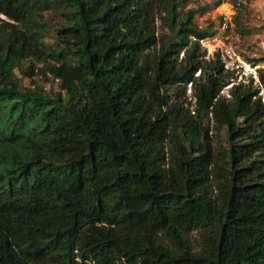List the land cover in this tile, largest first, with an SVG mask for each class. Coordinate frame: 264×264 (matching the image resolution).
<instances>
[{
    "label": "trees",
    "instance_id": "1",
    "mask_svg": "<svg viewBox=\"0 0 264 264\" xmlns=\"http://www.w3.org/2000/svg\"><path fill=\"white\" fill-rule=\"evenodd\" d=\"M181 4L0 0V264H264V102L252 84L222 93L205 10ZM51 10L67 24L48 45Z\"/></svg>",
    "mask_w": 264,
    "mask_h": 264
},
{
    "label": "rangeland",
    "instance_id": "2",
    "mask_svg": "<svg viewBox=\"0 0 264 264\" xmlns=\"http://www.w3.org/2000/svg\"><path fill=\"white\" fill-rule=\"evenodd\" d=\"M219 0H181V10L186 11L191 7H202L203 11L208 12L206 15L208 19L207 27L211 29L213 35L202 40L203 51L205 58L212 59L216 53L221 55H228L229 53L234 57H242L250 62L257 63L261 70H264V0H221V9L213 8V3ZM239 2L240 4H237ZM220 3V4H221ZM239 14V22L237 23L235 17ZM222 12L227 13L232 19L231 26L224 30L221 27ZM152 17L156 21L158 35L161 38H167L170 32L169 29L162 23L159 18L157 4L154 3ZM49 24V31L45 37V42L48 45L53 44L57 39L58 28L67 24L66 18L62 10H51L45 14L44 19ZM197 18V23H199ZM151 54L156 51L155 48L149 50ZM184 52L181 54V58ZM30 60L22 62L20 68L16 70L17 76L20 77L25 85L30 84L31 76L29 75ZM37 67H42L38 63ZM34 78L45 86L47 91H60L58 81L50 78L46 80L42 75L35 70ZM185 87V86H182ZM259 88L258 95L262 96L264 102V86L256 84ZM186 93L181 94V99H187V105L191 109L195 107V98L193 96V88L186 87ZM178 89L173 87L172 92L177 93ZM230 88H224L226 96L229 95ZM207 125L210 127L213 136V144L217 152L224 154L229 148V140L226 127L216 125L211 115L208 118Z\"/></svg>",
    "mask_w": 264,
    "mask_h": 264
},
{
    "label": "built area",
    "instance_id": "3",
    "mask_svg": "<svg viewBox=\"0 0 264 264\" xmlns=\"http://www.w3.org/2000/svg\"><path fill=\"white\" fill-rule=\"evenodd\" d=\"M203 1V0H201ZM222 2L219 6H217V9H221V5L224 4ZM237 4H240L237 2ZM208 12H204L198 16L199 20V27L200 28H206L208 19L207 14ZM222 22L221 27L222 29L226 30L228 29L232 24V19L227 15V13L222 12ZM4 21H11L10 17L6 15L3 12H0V23ZM222 62L224 64L225 71L229 72L232 75V81L230 84H228L225 88H231L234 84H252L256 85L260 83V66L257 63L250 62L240 56L234 57L230 53L226 55H221ZM200 75V71L196 72L195 76L198 77ZM188 89L193 88V82H189L187 84ZM224 93V91H222Z\"/></svg>",
    "mask_w": 264,
    "mask_h": 264
}]
</instances>
